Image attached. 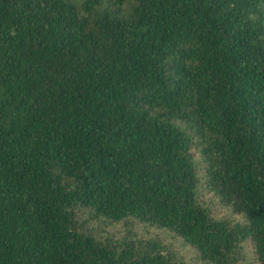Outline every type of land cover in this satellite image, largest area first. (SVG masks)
<instances>
[{
    "label": "trees",
    "instance_id": "16d2710c",
    "mask_svg": "<svg viewBox=\"0 0 264 264\" xmlns=\"http://www.w3.org/2000/svg\"><path fill=\"white\" fill-rule=\"evenodd\" d=\"M0 264H264V0H0Z\"/></svg>",
    "mask_w": 264,
    "mask_h": 264
}]
</instances>
